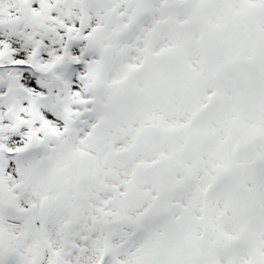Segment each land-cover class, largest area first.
<instances>
[{
  "label": "snow or ice",
  "instance_id": "1",
  "mask_svg": "<svg viewBox=\"0 0 264 264\" xmlns=\"http://www.w3.org/2000/svg\"><path fill=\"white\" fill-rule=\"evenodd\" d=\"M0 264H264V0H0Z\"/></svg>",
  "mask_w": 264,
  "mask_h": 264
}]
</instances>
